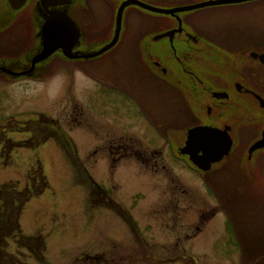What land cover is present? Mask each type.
Here are the masks:
<instances>
[{
    "label": "rangeland",
    "instance_id": "374dc122",
    "mask_svg": "<svg viewBox=\"0 0 264 264\" xmlns=\"http://www.w3.org/2000/svg\"><path fill=\"white\" fill-rule=\"evenodd\" d=\"M87 2L93 7V15H88L93 29L102 28L104 39H109L117 2ZM211 12L215 24L225 23L229 34L264 38L258 29L264 24V0L221 5ZM148 14L134 7L124 11L122 40L110 52L122 57L112 66L106 64L103 74L108 80L115 71L127 80L132 68L129 52L138 51V38L152 18ZM79 15L85 18L83 12ZM16 22L0 35L8 34L0 48L25 41L15 27L27 23ZM64 66L59 63L54 72L27 84H11L0 75V190L11 193L14 207L27 199L18 230L25 237L39 236L45 245L34 240L36 247L29 243L27 250L15 243L17 239H6L0 264H80L81 254H103L102 264H239L235 248L224 242L226 236L219 237L222 225L215 219L222 220L217 212L223 210L220 198L215 205L209 186L204 188L197 174L176 164L170 152H160L161 141L153 134L158 130L150 127L154 118L166 126L178 115L177 108L183 113L171 101L177 98L171 90L158 93L135 75L132 92L153 115L148 126L129 109L137 105L127 100L128 84L129 95L122 87L115 89L118 82L105 78L91 83L77 74L66 76L69 68L62 70ZM234 175H239L237 168L228 171L227 178ZM259 198L230 195L235 209L256 214L264 211ZM254 221L245 223L252 231L250 241L261 236L260 224ZM83 264L97 263L89 258Z\"/></svg>",
    "mask_w": 264,
    "mask_h": 264
},
{
    "label": "flooded vegetation",
    "instance_id": "af4514ba",
    "mask_svg": "<svg viewBox=\"0 0 264 264\" xmlns=\"http://www.w3.org/2000/svg\"><path fill=\"white\" fill-rule=\"evenodd\" d=\"M124 1L126 0H108L107 4L115 5L117 2L118 9ZM207 1L216 0L140 1L154 9L172 10L169 13H159L136 5L125 7L123 13L126 8L134 7L149 13L148 15L151 14L152 18L148 20L145 31L138 38L136 47L138 51L132 49L133 51L129 52L132 68L127 72L129 74L127 80L120 71H115L113 79L108 80L109 76L103 74L106 64L112 66L122 57L118 51L110 53L122 40L121 28L115 46L104 53H96L111 40L113 34L106 40L102 28L93 29L91 23L94 20L89 17L93 15V7L87 0H71L66 5L48 6H44L40 0H25L17 10L12 8L9 0H0V35L7 32L6 27L16 21L27 23L15 27L21 34H25L26 42L18 43L15 48L7 46L8 43L0 48V75L11 84H27L30 81H40L43 75L54 72L60 63L65 65L62 70L69 68L68 71H64L66 76L72 74L74 78H78L75 75L77 74L85 81L92 80L91 83L105 78L108 82H118L115 89L119 92L122 87L127 94L128 84L131 92L127 100L137 105V108L129 109L137 111V116H140L148 126L153 115L146 110L140 95L132 92L136 86L135 75H140L147 85L158 93L165 91L169 93L171 90L172 95L177 97L171 98V101L182 107L183 113L177 108L178 115L171 116V121L166 126L159 119L154 118L151 121L150 127L154 126L158 130L155 131L152 127L154 136L161 141L160 152L166 151L167 154L170 152L176 164L197 174L203 187L209 186L207 191L215 205H218L219 201L222 202L223 210L217 211L222 220L215 219L217 225H222L223 235L219 237L226 236L227 241L224 242L228 247L235 248L234 254L238 255L239 264H264V211L256 214L240 208L235 209L237 205L230 200V195L235 193L247 194L248 198L260 197L259 199L264 201V38L232 35L227 33L228 26L225 23L217 26L211 18L213 15L211 9L221 5L183 12L175 10ZM97 3L106 2L97 0ZM25 9L28 13L20 15L19 13ZM64 10L80 32L78 42L71 49V53L57 49L33 64L34 59L43 51V29L50 12ZM79 12H83L85 18H81ZM82 19L85 23L81 21ZM258 29L264 32V24H260ZM2 37L0 36V45H3L6 39ZM125 65L129 66L127 62ZM160 99L165 104L169 103L168 99ZM129 102L126 103L129 105ZM133 117H136L135 113ZM195 127L220 130L227 128L231 139L229 153L218 163L212 164L206 172L194 166L187 155L180 153V149L185 145L187 132ZM253 145L259 147L252 149ZM155 149H151L152 152L155 153ZM161 165L163 167V164ZM235 168L239 170V175H234L233 179L227 178L228 171ZM207 173H211L210 179L205 177ZM257 173L259 176L254 177ZM98 197L101 198L96 196ZM12 200L8 203L0 199V247L6 245V239H17L15 243L27 250H30L29 243L34 246V240L40 247H44V243H40L38 239L39 236L25 237L21 230H18L17 224L20 225L19 219L27 199L21 200L16 207ZM8 205L14 208L13 218L6 211ZM255 219L260 224L257 227V234L261 236L256 241H250L252 231L250 232L245 223L253 222ZM88 256L79 255L80 264L89 258L97 264H102L101 258L104 260L103 254L92 258Z\"/></svg>",
    "mask_w": 264,
    "mask_h": 264
},
{
    "label": "water",
    "instance_id": "95a60500",
    "mask_svg": "<svg viewBox=\"0 0 264 264\" xmlns=\"http://www.w3.org/2000/svg\"><path fill=\"white\" fill-rule=\"evenodd\" d=\"M44 6L48 5H66L71 0H40ZM252 0H216L207 1L194 6H186L175 10H191L195 8L234 4L247 2ZM14 10L19 9L25 0H9ZM129 5H136L143 9L154 10L159 13H169L172 10L154 9L138 0H126L118 7L114 17V32L109 42L103 45L96 53H104L115 46L118 41L123 10ZM43 29V51L42 54L36 57L33 64L41 59L46 58L50 53L57 49L63 50L64 53H71V49L79 40L80 32L76 27L75 22L66 14V11L50 12V17ZM228 129L223 130L211 127H195L187 132L185 145L180 149L182 155H187L189 161L206 172L212 164L218 163L222 157L226 156L231 147V139L228 135ZM258 145H253L252 149ZM259 147V146H258ZM250 149V150H252ZM200 153V154H199Z\"/></svg>",
    "mask_w": 264,
    "mask_h": 264
},
{
    "label": "trees",
    "instance_id": "16d2710c",
    "mask_svg": "<svg viewBox=\"0 0 264 264\" xmlns=\"http://www.w3.org/2000/svg\"><path fill=\"white\" fill-rule=\"evenodd\" d=\"M10 193V192H9ZM8 192H6V191H1L0 190V199H4V200H6V201H8V203H10L11 202V200L14 198L12 195H10ZM13 207H11V206H9L8 205V208H7V212L10 214V212H13Z\"/></svg>",
    "mask_w": 264,
    "mask_h": 264
}]
</instances>
